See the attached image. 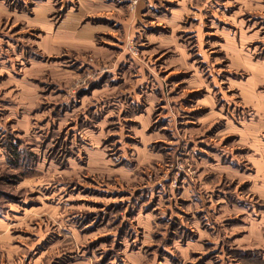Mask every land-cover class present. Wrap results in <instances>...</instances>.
Wrapping results in <instances>:
<instances>
[{
	"label": "rangeland",
	"instance_id": "1",
	"mask_svg": "<svg viewBox=\"0 0 264 264\" xmlns=\"http://www.w3.org/2000/svg\"><path fill=\"white\" fill-rule=\"evenodd\" d=\"M0 264H264V0H0Z\"/></svg>",
	"mask_w": 264,
	"mask_h": 264
},
{
	"label": "built area",
	"instance_id": "2",
	"mask_svg": "<svg viewBox=\"0 0 264 264\" xmlns=\"http://www.w3.org/2000/svg\"><path fill=\"white\" fill-rule=\"evenodd\" d=\"M141 0H128L130 6H136Z\"/></svg>",
	"mask_w": 264,
	"mask_h": 264
}]
</instances>
